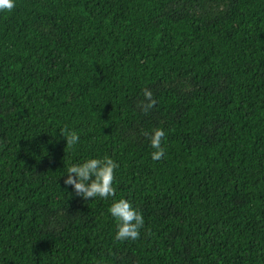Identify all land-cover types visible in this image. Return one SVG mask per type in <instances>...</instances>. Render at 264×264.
I'll return each instance as SVG.
<instances>
[{"label":"trees","instance_id":"16d2710c","mask_svg":"<svg viewBox=\"0 0 264 264\" xmlns=\"http://www.w3.org/2000/svg\"><path fill=\"white\" fill-rule=\"evenodd\" d=\"M104 155L113 196L64 185ZM120 198L135 240L114 238ZM0 264H264V0L0 10Z\"/></svg>","mask_w":264,"mask_h":264},{"label":"clouds","instance_id":"9594fccd","mask_svg":"<svg viewBox=\"0 0 264 264\" xmlns=\"http://www.w3.org/2000/svg\"><path fill=\"white\" fill-rule=\"evenodd\" d=\"M15 3L16 0H0V10H11L15 7ZM144 95L150 97L151 92L145 90ZM59 133L66 139L68 147L76 145L80 140V134L75 130L61 129ZM164 135V130L156 128L150 136L151 147L155 149L151 152L153 160L161 158L164 154V149L161 147V138ZM116 167V161L107 155L85 158L67 168L63 183L70 186L75 195L85 201L97 197L106 199L115 192L113 179ZM108 213L116 222L115 239L135 240L140 235L144 216L128 199H113L108 207Z\"/></svg>","mask_w":264,"mask_h":264}]
</instances>
